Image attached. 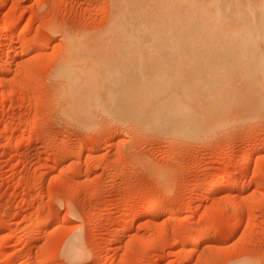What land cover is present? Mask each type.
I'll use <instances>...</instances> for the list:
<instances>
[{
  "label": "rangeland",
  "instance_id": "obj_1",
  "mask_svg": "<svg viewBox=\"0 0 264 264\" xmlns=\"http://www.w3.org/2000/svg\"><path fill=\"white\" fill-rule=\"evenodd\" d=\"M112 8V0H0V63L22 45L8 43L17 30L4 31L6 22L31 20L27 35L37 30L50 41L44 52L30 45L31 53L12 58L0 74V264H23L15 261L20 254L31 264H180L191 254L186 264H264L263 119L194 140L142 130L130 119L84 129L60 110L79 96L150 104L156 91L189 77L192 62L203 60L184 58L178 68L172 55H60L65 33L101 29ZM151 22L160 21L153 14ZM66 69L81 75L77 83ZM254 145L259 150L246 166ZM230 173L250 186L204 192ZM167 195L184 211H146ZM229 195L242 205L234 239L232 219L217 206ZM26 223L31 228L23 229ZM201 232L204 239L192 243ZM74 235L83 255L71 260L65 252Z\"/></svg>",
  "mask_w": 264,
  "mask_h": 264
},
{
  "label": "bare ground",
  "instance_id": "obj_2",
  "mask_svg": "<svg viewBox=\"0 0 264 264\" xmlns=\"http://www.w3.org/2000/svg\"><path fill=\"white\" fill-rule=\"evenodd\" d=\"M112 2L113 8L109 19L107 22L105 20L106 23L101 29L93 32L91 30L65 33L63 38L66 50L60 55H172L177 59L178 68L183 65L184 58L190 59V63L191 59L203 60L192 62L193 73L189 77L178 78L168 89L156 91L155 94L158 95L154 94V97H157L153 103L129 106L99 103L93 101L95 99L83 101V96L82 98L79 96L59 106L65 117L77 120L83 128H95L109 118L118 121L130 119L142 130L162 129L180 138L194 140L200 137H207L208 140V137L225 132L234 124L245 123L244 121L264 120V0H112ZM153 14L160 22H151ZM30 24L31 20L22 26L6 22L2 27L4 31L17 30L15 34L8 36V43L19 40L22 42L19 51L6 52V63L17 55L31 53L32 49L29 47L32 44H36L35 51L39 52L49 48L50 41H41L37 30L31 36L27 35L31 28ZM50 28L52 31L55 30V27ZM6 63H0V74L7 71ZM68 69L65 70L67 73L64 71L66 74L63 72L62 74L72 80L71 84L77 83L82 68L77 74L76 72L73 74V71L69 73ZM86 70L83 68L81 71L85 73ZM11 92L13 91L8 94ZM257 149L255 145L249 147L243 158L246 166L253 162ZM234 176L235 173H230L227 178L222 177L224 180L218 183L212 185L207 183L203 190L228 192L229 189L236 187L246 190L250 186L249 182L240 187L233 180ZM45 180L44 177L42 181ZM232 196L225 198L226 201L218 202L217 206L222 211L221 216L232 219L228 228L231 230V238L234 239L241 225L242 205ZM172 200V195L162 196L158 203L151 202L152 205H149L151 207L146 211L156 214L167 209L173 212L184 211L182 205H170ZM140 210L142 211V208ZM129 221L130 217L126 215L125 224ZM46 222L47 220L44 223ZM61 222L62 219L57 220V224ZM30 226L26 223L22 228H31ZM201 233L193 236L192 243L197 244L200 239H204L202 238L204 234ZM74 238L75 235L69 239L71 243L67 246L68 252H65L71 260L74 256L79 258L77 255H81L79 250H82L78 245L80 239L76 238L73 241ZM23 244L27 246V240ZM191 255H187L180 264H186ZM16 260L19 263L31 264L24 254L17 256Z\"/></svg>",
  "mask_w": 264,
  "mask_h": 264
}]
</instances>
